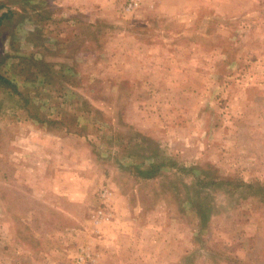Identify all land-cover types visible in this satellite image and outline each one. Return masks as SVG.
<instances>
[{
  "label": "rangeland",
  "instance_id": "obj_1",
  "mask_svg": "<svg viewBox=\"0 0 264 264\" xmlns=\"http://www.w3.org/2000/svg\"><path fill=\"white\" fill-rule=\"evenodd\" d=\"M0 264H264V0H0Z\"/></svg>",
  "mask_w": 264,
  "mask_h": 264
}]
</instances>
